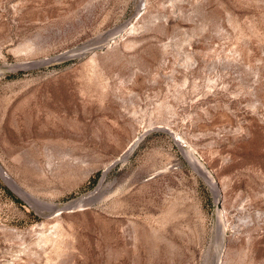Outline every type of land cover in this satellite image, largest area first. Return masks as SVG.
Segmentation results:
<instances>
[{
    "label": "rangeland",
    "instance_id": "374dc122",
    "mask_svg": "<svg viewBox=\"0 0 264 264\" xmlns=\"http://www.w3.org/2000/svg\"><path fill=\"white\" fill-rule=\"evenodd\" d=\"M0 264H264V0H0Z\"/></svg>",
    "mask_w": 264,
    "mask_h": 264
},
{
    "label": "bare ground",
    "instance_id": "6f19581e",
    "mask_svg": "<svg viewBox=\"0 0 264 264\" xmlns=\"http://www.w3.org/2000/svg\"><path fill=\"white\" fill-rule=\"evenodd\" d=\"M9 177V176H8ZM10 183L13 185V186H15L16 188H17V185H16V183L13 181V180H10ZM14 187V188H15ZM20 188V187H19ZM22 191V190H21ZM24 191V190H23ZM24 194H25V192H24Z\"/></svg>",
    "mask_w": 264,
    "mask_h": 264
}]
</instances>
